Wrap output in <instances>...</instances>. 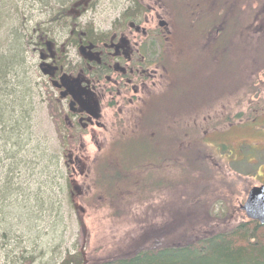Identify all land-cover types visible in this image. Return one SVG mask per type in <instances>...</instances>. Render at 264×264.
<instances>
[{"label": "flooded vegetation", "instance_id": "obj_1", "mask_svg": "<svg viewBox=\"0 0 264 264\" xmlns=\"http://www.w3.org/2000/svg\"><path fill=\"white\" fill-rule=\"evenodd\" d=\"M92 2L52 0L44 6L36 0H0V27L11 13L19 15L17 32L37 59L59 158L72 183L82 178L83 203L101 197L102 190L114 203L120 204L121 194L137 204L161 203L170 188L178 195L186 148L231 153L223 138L241 130V123L231 122L232 80L216 79L201 97L195 91L217 70L185 60L194 59L195 47L182 45L177 20L182 11L188 21L193 18L188 6L162 15L159 0H128L122 15L101 31L86 18ZM194 22L189 29L197 28ZM209 25L213 39L202 42L212 44L203 54L221 44L224 28ZM5 44L0 56L7 54ZM228 47L200 59L219 66ZM244 84L241 80L239 89ZM169 173L175 174L168 178ZM110 186L116 197L109 195Z\"/></svg>", "mask_w": 264, "mask_h": 264}, {"label": "rangeland", "instance_id": "obj_2", "mask_svg": "<svg viewBox=\"0 0 264 264\" xmlns=\"http://www.w3.org/2000/svg\"><path fill=\"white\" fill-rule=\"evenodd\" d=\"M160 1L163 2L162 15L169 13L170 9L174 10V5L178 4V0ZM128 4V0H93L86 18L96 29L103 31L122 15ZM178 5L179 10L182 11L185 3L179 2ZM177 7L175 12H178ZM237 7L241 10L246 9V18L242 21L246 20L248 23H250L251 13L259 9L258 20L255 23L257 28L263 26V29H259L253 37L252 30H246V34L238 33L227 25L220 36L222 42H217L221 44L215 47L214 52L205 54L203 52H207L212 42H202V40L213 39V35H210V31L207 30L208 26L203 24L204 15L194 13L193 18L188 21L182 11V15L177 20V25L180 27L177 37L181 39L182 45L188 49L195 47L192 51L194 59H191L189 55L190 59H185L186 62L190 65L199 62L208 71L217 70L215 77L212 76L195 90L197 94L200 97L203 96L206 86L214 85L216 79L218 83L220 79L225 78L224 76L227 80L230 77L232 89L228 103L230 102L232 108L231 122L249 124L242 127L248 129L243 133L230 132L231 138H241L231 139L232 142L235 140L246 142L243 147H240V153L238 146L229 142L227 145L231 151L230 154L222 148L220 151L210 149V155L215 164L212 168L217 173L215 179L223 180V183L233 182L232 185L235 186L234 192H231L232 187L221 188L225 193L224 196L221 195L222 192H216V195L211 194L204 203L207 206L205 211L213 216H220L225 213V209L230 210L232 207L239 209L245 200L242 190L247 184L253 187L264 183V116L260 115L261 109L264 108V0H239ZM220 9L219 7L221 15H224L223 8ZM237 9L235 8L231 14H234ZM212 11L209 9L208 12ZM18 16L11 13L6 19L8 21L0 27V44L6 42L8 49L12 39H21L17 32ZM195 17L199 19L196 20L199 21L198 25H195L196 22L193 21ZM193 22L194 28H197L189 29L188 24ZM257 36L260 38H256ZM224 44L229 47L219 66L218 63L210 65L200 59V56L204 58L206 54L208 57L213 53L216 55L223 53ZM21 48L25 61L24 72H19V86L26 87L25 99L21 97V90L9 86L7 80L10 78H6V81L7 90L11 89V99L8 101L12 102L15 97L21 98L26 107L25 119L20 118L19 113L15 114L12 111L13 120L15 116L18 118L13 127L9 126L13 122V120L9 121L10 117L12 118L10 113L5 114L8 119L7 126L0 127V197L5 199L6 204V208H3L4 212L0 214V220L4 224V230L0 232V264H61L67 256L69 258L78 256L79 258H75L78 262L83 260L84 264H89L94 256L101 257L108 251L130 250L142 234L159 233L163 236L161 239H164L159 244L165 242L176 244L181 235H195L197 229H202L200 222L204 220V211L196 216L193 207L197 206V201L190 200L184 204L183 186L179 188V195L176 189L170 188L164 200L158 204L153 202V204L150 202L137 204L123 194L120 195L122 199L120 204L112 200L106 201L103 195L104 190L99 193L101 197L93 198L84 204L82 178L75 177L72 183L59 158V144L52 134L51 121L45 103L47 100L43 99L44 93L39 85L40 74L36 73L37 59L31 56L30 49L27 51L25 45ZM253 61L256 63L254 65L256 68L255 73L251 74L252 64H255ZM184 69L192 72L190 68ZM201 71H203L202 68ZM241 80L245 84L239 89ZM1 93L0 91V97ZM8 104L11 107L10 105L14 106L15 102ZM238 113L241 114L236 116ZM15 127L16 131L18 129L17 134H21V138L20 135L18 138L14 137L16 131L13 133L12 129L14 130ZM10 130L11 136H9ZM88 150L90 159L92 148L88 147ZM197 154L201 155V153ZM20 163L28 165V168L24 167L20 177L11 175L10 171H15ZM6 173L8 176L11 175L7 181H5ZM174 174L169 173L168 178H172ZM240 178L247 180L246 184H243ZM73 185L78 188L77 191ZM107 190L110 196L116 197L113 186L108 187ZM117 191L119 192L118 189ZM71 194L74 196L73 201L70 199ZM183 209L188 210V213L184 215L193 216L195 222L193 229H191L193 225L186 223L183 225L181 220L179 221L180 214L181 219L183 218L179 210ZM151 239H153L151 235L146 238V240Z\"/></svg>", "mask_w": 264, "mask_h": 264}, {"label": "trees", "instance_id": "obj_3", "mask_svg": "<svg viewBox=\"0 0 264 264\" xmlns=\"http://www.w3.org/2000/svg\"><path fill=\"white\" fill-rule=\"evenodd\" d=\"M36 1L41 2V4L44 6H48V2L52 0ZM56 1L58 3H62L64 0ZM179 2L185 3L184 9L188 6V10L191 15H194V13L203 14V24L207 25L208 28L210 27L209 23L212 25V27L222 26L224 30L227 25H230V27L234 28L238 33L242 32L246 34V30H252L253 37L256 35V32L259 31V29H263V26L257 28V23H255L258 20L257 14L259 9L253 14L251 13V19L249 18L250 23H248L246 20L245 22L242 21L243 18H246V9L241 10L239 7H237L239 0H178V4ZM160 4L163 5V2L160 1ZM178 4H175L174 6H178L177 8H179L180 6ZM208 5L210 7H208ZM218 5L221 9L223 8L224 12L222 13H224V15H221ZM235 8L238 9L234 14H231ZM209 9H212L213 11L208 12ZM228 10L230 12H228ZM7 21L8 20H5V22ZM3 22L4 21H2V23ZM213 33H210V35ZM256 38L260 37L257 36ZM261 38L263 39V37ZM17 43L18 45H16ZM23 45L24 41L22 38L12 39L11 46H9V49H7L6 56H0V91L2 92V96L0 97V127L7 126L6 123L8 119H6V113H10L9 115L12 116V118L10 117L9 119L11 122L13 120L14 113H19L20 118L22 117L23 119L26 112V107L21 101V98L15 97L12 101L15 102V105H10L11 107L8 106V103L12 102L8 101L11 99V89L9 88L7 90L8 81L10 87L14 89L17 87L18 90L22 91L21 97L25 99L26 92H24V90H26V87L19 86V72H24V63L21 61L24 54V52L22 53L21 48ZM258 53L261 54V52ZM254 65H256V63L252 64L253 72L251 74L255 73L256 67ZM6 78L10 79L7 80ZM257 82L258 81L256 80V83ZM12 111L14 112L13 114L11 113ZM16 120H18V118L15 116L12 124L9 126L13 127ZM247 125L249 124H239L238 128L241 130L236 132L243 133L244 131L248 130L242 128L246 127ZM10 127L8 128L11 129ZM12 131L15 133L16 127L14 130L12 129ZM17 132L18 129L15 134L16 136L14 137L18 138L20 135L21 138V134H17ZM10 134L11 130L9 131V136H11ZM231 139L241 138H231L230 136L227 138L229 143H234L238 146V152L240 153V147H243V144L246 142L243 140H235L232 142ZM200 149L202 150L204 148L200 147ZM181 157L183 158V179L179 187L183 186V197L185 199L184 204L190 200H193V202L197 201V206L193 207V212H196V216H199V213L201 212L202 214V211H204V220L200 219V226L202 225L201 228L204 229H197L195 235H181L176 244H172L171 242L159 244L164 240L161 239L163 236L159 233L142 234L137 239L135 246L131 247L130 250L122 249L118 252H115V250L108 251L101 257L94 256L89 264H264V226L259 225L255 221L246 220L244 214L239 211L238 207H232L230 210L225 209V213L221 214L220 216H213L205 211L207 206L204 203L208 200L211 194L216 195V192H222L221 195L224 196L225 193L221 190L223 187H232L231 192H234L235 186L232 185L233 182L223 183V180L218 181L215 179L217 173H215L214 169L212 168V166L215 164L212 157L207 153H201V155H198L195 149L186 148L183 151ZM24 167L28 168V165L25 166L24 163H20L16 167L15 171H10V174H15L16 176L20 177L22 176V170ZM10 174L9 176H11ZM9 176L6 173L5 181L8 180ZM241 180H243V184H246L247 180ZM251 188L252 187H249V184H247L242 190V193L245 194V197ZM180 196H182V194H180ZM203 199L204 201H202ZM4 201L5 199L0 197V214L2 211L4 212L3 208H6ZM174 209L176 210V207ZM179 211L182 212L183 217L181 219L180 214L179 221L181 220L183 225L184 223L189 224L190 226L193 225L191 227V229H193L195 223L193 216L189 214L184 215L188 210L183 209ZM181 222L179 224H181ZM230 224H232V226ZM3 225V222L0 220V232L4 230ZM211 225L212 227H209ZM205 228L208 229L206 230ZM148 235H151V238L153 239L146 240ZM178 236L179 235H177V237ZM140 243L142 245H139ZM147 244H155L156 246L145 247L144 245ZM76 257L78 256L70 258L67 256L61 264H84L83 260L82 262H78L75 259Z\"/></svg>", "mask_w": 264, "mask_h": 264}, {"label": "water", "instance_id": "obj_4", "mask_svg": "<svg viewBox=\"0 0 264 264\" xmlns=\"http://www.w3.org/2000/svg\"><path fill=\"white\" fill-rule=\"evenodd\" d=\"M245 217L264 226V185L254 187L248 192L245 202L239 206Z\"/></svg>", "mask_w": 264, "mask_h": 264}, {"label": "bare ground", "instance_id": "obj_5", "mask_svg": "<svg viewBox=\"0 0 264 264\" xmlns=\"http://www.w3.org/2000/svg\"><path fill=\"white\" fill-rule=\"evenodd\" d=\"M7 49H8V47H7ZM18 57H19V56H18ZM23 58H24V56H22V60H21V61H22V63H24V61H25Z\"/></svg>", "mask_w": 264, "mask_h": 264}]
</instances>
